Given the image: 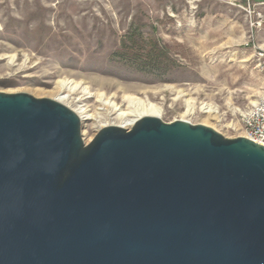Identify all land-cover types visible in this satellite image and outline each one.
Wrapping results in <instances>:
<instances>
[{"label": "water", "instance_id": "95a60500", "mask_svg": "<svg viewBox=\"0 0 264 264\" xmlns=\"http://www.w3.org/2000/svg\"><path fill=\"white\" fill-rule=\"evenodd\" d=\"M0 264H264V145L0 91Z\"/></svg>", "mask_w": 264, "mask_h": 264}, {"label": "rangeland", "instance_id": "374dc122", "mask_svg": "<svg viewBox=\"0 0 264 264\" xmlns=\"http://www.w3.org/2000/svg\"><path fill=\"white\" fill-rule=\"evenodd\" d=\"M258 45L264 28L253 33L228 0H0V91L83 106L86 143L110 109L101 94L123 110L126 95L148 99L166 122L237 138L264 95Z\"/></svg>", "mask_w": 264, "mask_h": 264}, {"label": "bare ground", "instance_id": "6f19581e", "mask_svg": "<svg viewBox=\"0 0 264 264\" xmlns=\"http://www.w3.org/2000/svg\"><path fill=\"white\" fill-rule=\"evenodd\" d=\"M99 97L103 105L110 108L106 116L98 117V120L103 123V127L108 125H118L129 129L132 128L136 121L141 117L146 115L160 116L162 111L161 106L158 104L148 99H142L136 96L126 95L123 97L128 103V110H123L118 103L111 98H107L104 94H101ZM62 100L63 99L61 98V102ZM255 103L256 102H254L253 105ZM187 104V111L191 112L194 107L193 103L189 101ZM74 111L81 117V120H83L84 123L86 120L92 118V115L88 114L86 108L83 106H79Z\"/></svg>", "mask_w": 264, "mask_h": 264}, {"label": "built area", "instance_id": "2783aa9c", "mask_svg": "<svg viewBox=\"0 0 264 264\" xmlns=\"http://www.w3.org/2000/svg\"><path fill=\"white\" fill-rule=\"evenodd\" d=\"M241 9L250 22L251 31L264 28V0H228ZM260 58L264 57V45L255 46ZM244 136L264 145V95L243 116Z\"/></svg>", "mask_w": 264, "mask_h": 264}, {"label": "trees", "instance_id": "16d2710c", "mask_svg": "<svg viewBox=\"0 0 264 264\" xmlns=\"http://www.w3.org/2000/svg\"><path fill=\"white\" fill-rule=\"evenodd\" d=\"M143 50H144V49H143ZM140 55H141V54H140ZM148 56H149V55H148ZM153 61H154V62H152V63H153L154 66H155L156 63H157V62H156L157 60L154 59ZM158 62H159V61H158ZM138 66H139V67H148V66H150V64H149L148 62H141V63L138 64Z\"/></svg>", "mask_w": 264, "mask_h": 264}]
</instances>
